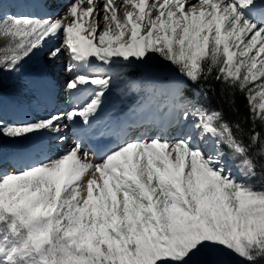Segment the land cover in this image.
<instances>
[{
	"label": "snow or ice",
	"instance_id": "1",
	"mask_svg": "<svg viewBox=\"0 0 264 264\" xmlns=\"http://www.w3.org/2000/svg\"><path fill=\"white\" fill-rule=\"evenodd\" d=\"M0 42V264H264V0H0Z\"/></svg>",
	"mask_w": 264,
	"mask_h": 264
},
{
	"label": "rangeland",
	"instance_id": "2",
	"mask_svg": "<svg viewBox=\"0 0 264 264\" xmlns=\"http://www.w3.org/2000/svg\"><path fill=\"white\" fill-rule=\"evenodd\" d=\"M101 7H102V4H101ZM18 10L23 11L26 9L20 8L18 5H10V11H12L13 13H16ZM58 10L60 12H62L64 10V5L63 4L59 5ZM102 26H103V21H101V27ZM2 45H3V42H0V46H2ZM46 52H47V48L45 49L44 53L41 54L43 56V59H45V60L47 59ZM59 63H63V58L61 59V61ZM38 68H39V57L34 58L33 61H30L29 64L26 65L25 77H31L38 70ZM122 84H123L122 81L119 82L118 87L122 86ZM111 99L118 102L120 97L117 93L114 92ZM71 141H72V135H71V133H69L68 134V142L71 143ZM253 183L255 184V187L257 189L264 187V184L257 183L255 180L253 181Z\"/></svg>",
	"mask_w": 264,
	"mask_h": 264
},
{
	"label": "trees",
	"instance_id": "3",
	"mask_svg": "<svg viewBox=\"0 0 264 264\" xmlns=\"http://www.w3.org/2000/svg\"><path fill=\"white\" fill-rule=\"evenodd\" d=\"M3 46V45H2ZM237 103L241 105V108L243 109V105L245 103L243 96H237ZM258 131L264 132V129H261L259 126L257 127Z\"/></svg>",
	"mask_w": 264,
	"mask_h": 264
},
{
	"label": "bare ground",
	"instance_id": "4",
	"mask_svg": "<svg viewBox=\"0 0 264 264\" xmlns=\"http://www.w3.org/2000/svg\"><path fill=\"white\" fill-rule=\"evenodd\" d=\"M27 2V0H20V3H26ZM19 6V5H18ZM130 7V6H129ZM113 102H116V101H114V100H112Z\"/></svg>",
	"mask_w": 264,
	"mask_h": 264
}]
</instances>
